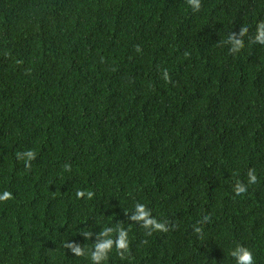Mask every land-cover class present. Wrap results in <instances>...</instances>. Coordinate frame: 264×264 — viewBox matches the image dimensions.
Wrapping results in <instances>:
<instances>
[{
    "label": "trees",
    "instance_id": "obj_1",
    "mask_svg": "<svg viewBox=\"0 0 264 264\" xmlns=\"http://www.w3.org/2000/svg\"><path fill=\"white\" fill-rule=\"evenodd\" d=\"M198 4L0 0V264H264V0Z\"/></svg>",
    "mask_w": 264,
    "mask_h": 264
},
{
    "label": "clouds",
    "instance_id": "obj_2",
    "mask_svg": "<svg viewBox=\"0 0 264 264\" xmlns=\"http://www.w3.org/2000/svg\"><path fill=\"white\" fill-rule=\"evenodd\" d=\"M188 3L195 5L194 10H197L199 7L198 0H188ZM246 32H247V28L245 27L241 30V35H244ZM255 39H256V42L264 44V24L260 25L259 35ZM235 44L237 45L238 48L243 46V42L240 40H236ZM136 50L139 52L140 51L139 47H137ZM169 80H170L169 75H166L165 81H169ZM28 155H29V157H33L34 153L29 151ZM249 177H250V180H249L250 183H256L257 178L252 171L249 172ZM235 191H236V195H241L242 193L246 192V189L243 186H238ZM76 195H77V197H82L84 195V193L82 191H77ZM89 196H91V193H89ZM11 198H12V193L8 192V191H5V192H3L2 195H0V201H7ZM138 211H139V215L134 217V218L135 219H145L147 216V213L144 211L143 206H139ZM151 223H153V221L146 220V224H151ZM156 227L162 228L163 226L160 224H157ZM111 245H112V241H110V240L106 241L102 245H98L97 246L98 250L96 253L93 254L92 259L94 261H99L102 258V254L105 251L109 250L111 248ZM117 248L118 249H121V248L126 249L127 248V241L125 239L124 233H121L120 239L117 242ZM73 250L78 255L81 254L79 248H75ZM232 255L236 257L237 264H254L253 254L247 248L240 247L236 251H234L232 253Z\"/></svg>",
    "mask_w": 264,
    "mask_h": 264
}]
</instances>
